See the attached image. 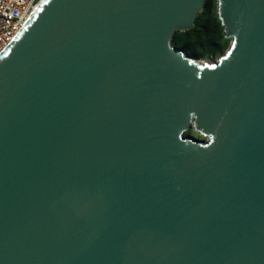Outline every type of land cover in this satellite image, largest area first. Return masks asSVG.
<instances>
[{
	"label": "water",
	"instance_id": "obj_1",
	"mask_svg": "<svg viewBox=\"0 0 264 264\" xmlns=\"http://www.w3.org/2000/svg\"><path fill=\"white\" fill-rule=\"evenodd\" d=\"M205 1L43 0L0 53V264H264V0L214 62Z\"/></svg>",
	"mask_w": 264,
	"mask_h": 264
},
{
	"label": "trees",
	"instance_id": "obj_2",
	"mask_svg": "<svg viewBox=\"0 0 264 264\" xmlns=\"http://www.w3.org/2000/svg\"><path fill=\"white\" fill-rule=\"evenodd\" d=\"M218 0H206L195 24L186 31H175L171 43L189 58L205 62L217 61L230 48L232 39L226 37L217 12ZM195 139L204 138L193 127L184 132Z\"/></svg>",
	"mask_w": 264,
	"mask_h": 264
},
{
	"label": "built area",
	"instance_id": "obj_3",
	"mask_svg": "<svg viewBox=\"0 0 264 264\" xmlns=\"http://www.w3.org/2000/svg\"><path fill=\"white\" fill-rule=\"evenodd\" d=\"M43 0H0V53L14 40Z\"/></svg>",
	"mask_w": 264,
	"mask_h": 264
},
{
	"label": "rangeland",
	"instance_id": "obj_4",
	"mask_svg": "<svg viewBox=\"0 0 264 264\" xmlns=\"http://www.w3.org/2000/svg\"><path fill=\"white\" fill-rule=\"evenodd\" d=\"M204 62H205V61H204ZM205 139H206L205 137H204V138H201V139H200V138H198V140H202V141H204Z\"/></svg>",
	"mask_w": 264,
	"mask_h": 264
}]
</instances>
